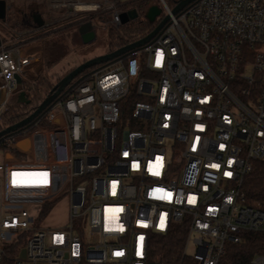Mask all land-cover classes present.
<instances>
[{"label":"built area","instance_id":"2783aa9c","mask_svg":"<svg viewBox=\"0 0 264 264\" xmlns=\"http://www.w3.org/2000/svg\"><path fill=\"white\" fill-rule=\"evenodd\" d=\"M44 1L65 25L98 19L107 31L140 17L138 0ZM159 1L146 34L168 18L150 40L84 69L0 140V264H225L227 243L264 230L262 205L242 189L264 163V0H193L175 13L179 0ZM6 42L0 116L15 74L38 58ZM61 196L66 220L40 222ZM175 231L170 250L160 241Z\"/></svg>","mask_w":264,"mask_h":264},{"label":"trees","instance_id":"16d2710c","mask_svg":"<svg viewBox=\"0 0 264 264\" xmlns=\"http://www.w3.org/2000/svg\"><path fill=\"white\" fill-rule=\"evenodd\" d=\"M171 1L173 6L174 1L176 0ZM135 3L139 4L137 6L140 9V17L125 24H122L118 28H109L106 31L105 41L108 45L109 51L115 50L119 47H122L128 43L137 40L153 28V20H150L149 18H147V16L142 17L144 15L143 12L150 6H152V0H138ZM12 16L14 15L11 14L6 19L7 25L10 22V19H13ZM70 26L76 25L68 24L65 25V28H68ZM7 28L8 26L0 24V31H3L4 34L8 33ZM52 42L56 43L59 41L54 40ZM61 77H58L55 82H52L49 77L40 74L39 77L35 80V82H23V89L25 90L26 98L29 100V102H18L17 107H13L12 105L8 104L7 112L0 116V130H2L8 125L16 123L17 121L26 117L30 112H32L52 90L55 83L59 81ZM242 189L247 200L259 201L262 205V208L264 209L263 162L257 161L254 163L252 170L244 178ZM47 210L48 206H45L43 212H46ZM179 240L180 237L175 231V233H172L167 238L162 239L160 242L162 244L171 245V247L169 248L171 250L172 246ZM23 245L24 242L19 241L16 243L15 248L18 250L19 248L23 247ZM255 254H262L264 256V230L243 232L241 234V239L239 242L227 243L223 262L225 264H250V260ZM167 257L169 258L173 256H164L165 259H167ZM9 259L10 258L4 259L1 264H11Z\"/></svg>","mask_w":264,"mask_h":264},{"label":"rangeland","instance_id":"374dc122","mask_svg":"<svg viewBox=\"0 0 264 264\" xmlns=\"http://www.w3.org/2000/svg\"><path fill=\"white\" fill-rule=\"evenodd\" d=\"M17 1L18 0H14V2L16 3ZM166 1L170 6H172L171 0ZM21 3L22 2L19 1V3H17L18 6ZM34 3L37 7L42 8V10L45 11L46 9L47 11L49 10L51 13L56 14L52 9L46 7V2L44 0H34ZM136 5L139 4L137 3ZM151 5H155L158 7L160 11L159 15L165 13V10L159 0H152ZM14 9L15 8H13V10ZM146 10L143 12L144 15L142 17L146 16ZM94 22H96V20ZM1 36L2 38L9 40V36H4L3 31L1 32ZM105 37L106 36L103 29L98 26L96 27V40L88 44L82 43L77 26H70L65 30L55 32L49 36L43 37L42 75L49 77L52 82H55L58 77L64 76L70 69L74 68L84 59H89L91 57L106 53L109 49L105 41ZM54 40L59 42H52ZM25 81L26 80L23 79V82ZM8 104L12 105L13 107L18 106L17 93L10 94L8 98ZM3 151L4 148L0 145V152ZM50 206L51 209L47 215L48 218H44L40 222L53 226L61 225L66 220V196H61L60 198L54 200L53 202H51ZM36 224H39V221H37ZM85 239H89L88 233H85ZM194 252L195 249L193 245L190 244L188 246L187 253L192 255L194 254Z\"/></svg>","mask_w":264,"mask_h":264},{"label":"water","instance_id":"95a60500","mask_svg":"<svg viewBox=\"0 0 264 264\" xmlns=\"http://www.w3.org/2000/svg\"><path fill=\"white\" fill-rule=\"evenodd\" d=\"M193 0H179L178 3L173 7L172 12L175 13L179 9H181L184 5L190 3ZM10 9V4H7V0H0V24L7 26V12ZM159 13V9L157 6L152 5L148 8L146 12L147 18L150 20H154L155 16ZM137 17V11L135 8H131L128 11L121 14V22L125 23L129 19H134ZM168 16H165L156 26L155 28L146 34L145 36L128 43L122 47H119L110 52H106L89 59H86L72 68L67 74L62 76L59 81L55 83L52 90L47 94V96L37 105V107L30 112L26 117L17 121L14 124L8 125L2 130H0V140L5 136H8L15 131L21 129L22 127L31 123L34 119H36L42 112L46 111L53 101L60 95V93L64 90V88L84 69L91 67L95 64L107 61L109 59L115 58L123 53L129 52L130 50L137 48L148 40H150L162 27V25L166 22ZM78 33L82 43L88 44L95 40L96 34L95 29L91 21H86L77 26ZM2 37L0 35V45H1ZM16 87L13 93H17V101L20 103H28L29 100L26 98L25 90L22 85V76L17 73L15 74ZM3 92H5L3 90ZM24 255V250L22 249L20 252V256Z\"/></svg>","mask_w":264,"mask_h":264},{"label":"crops","instance_id":"0c3cea01","mask_svg":"<svg viewBox=\"0 0 264 264\" xmlns=\"http://www.w3.org/2000/svg\"><path fill=\"white\" fill-rule=\"evenodd\" d=\"M19 1L22 3L18 4ZM16 5H15V4ZM7 0V4H10V9L7 12V18L13 14V19H10L8 23V33L4 36H9V41H14L17 43H22V46L27 51H35L38 53L37 65L33 68L25 69L20 75L23 79L30 82H35V80L42 74V48H43V37L49 36L55 32H60L65 30V24L63 22L62 16L64 14L63 9H52L56 14L51 13L49 10L39 8L35 5L34 0ZM47 8L51 9L47 4ZM14 6V7H13ZM15 8L13 10V8ZM95 19V18H94ZM96 20V22H94ZM93 20V26L96 34V27L99 26L98 19ZM105 36L106 30L102 28ZM0 31V35H1ZM2 37V36H1ZM3 39V38H2ZM96 40V38H95ZM94 40V41H95ZM6 42V43H7ZM5 98V92L0 90V102ZM47 225V224H46ZM53 226V225H47ZM56 226V225H55Z\"/></svg>","mask_w":264,"mask_h":264},{"label":"snow or ice","instance_id":"6c2138e0","mask_svg":"<svg viewBox=\"0 0 264 264\" xmlns=\"http://www.w3.org/2000/svg\"><path fill=\"white\" fill-rule=\"evenodd\" d=\"M159 62H160V58L158 57L157 63H159Z\"/></svg>","mask_w":264,"mask_h":264}]
</instances>
